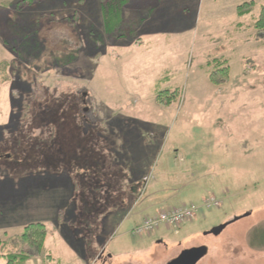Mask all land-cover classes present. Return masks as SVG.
<instances>
[{"label":"rangeland","instance_id":"1","mask_svg":"<svg viewBox=\"0 0 264 264\" xmlns=\"http://www.w3.org/2000/svg\"><path fill=\"white\" fill-rule=\"evenodd\" d=\"M247 2L256 9L239 19ZM145 6L155 12L138 33L111 43L101 0H0V63L26 41L79 51L73 65L0 85V126L30 136L0 130V241L42 222L45 250L28 264H168L202 246L199 264H264V36L250 27L264 0H130ZM214 59L231 66L220 87ZM166 77L162 89L182 91L170 107L157 101ZM33 138L49 151L22 161ZM133 169L147 173L137 186L152 185V206L130 194ZM209 196L222 206L206 209ZM188 204L204 209L195 220L133 235L162 206Z\"/></svg>","mask_w":264,"mask_h":264},{"label":"trees","instance_id":"2","mask_svg":"<svg viewBox=\"0 0 264 264\" xmlns=\"http://www.w3.org/2000/svg\"><path fill=\"white\" fill-rule=\"evenodd\" d=\"M25 1L32 2L34 0ZM101 1L104 32L106 38L111 43H114L118 40L133 38L135 34L138 33L143 24L147 20H149L155 12V8L153 6H145L140 9L132 8L130 7V0ZM255 9V2H247L238 7L237 15L239 19H242L245 16L251 15L255 11ZM72 20L73 19H71V21L69 22L71 23ZM240 26L243 27L242 23L237 24V27ZM250 27L253 28L258 34L264 36V6L261 7L258 17L255 18L253 24ZM39 42L40 41L35 42L37 44L36 46H29L27 45L29 44V41H26V43L21 48H12L16 53V58L12 61H3L0 63V85L7 83L25 84L27 83L25 76L32 75L34 71L38 72L39 74H44L45 72L53 69L65 68L73 65L79 59L78 49L54 51L46 47L39 46ZM207 66L208 68H212V70L208 72V76L210 82L213 85L220 87L228 83L231 76V66L227 63L226 60L214 59L209 62ZM169 80V77L163 78L159 82V90H157V101L159 102V104L165 105L167 107L177 104L182 98L181 88H161L160 84L165 83ZM20 127L21 123L16 121V123L13 124L0 126V130H8V133L6 134H9L12 137L14 133H19V138H24L25 140L21 139L24 142L26 141V139L30 140V136H23L24 134L22 133V128L19 132L13 130ZM55 127L56 123H54V128ZM53 138L55 139V136ZM33 139L35 140L36 145H34L32 147V150L30 151L28 150L27 146H25L26 152L24 153L26 155L23 156L24 160L22 161L29 160L27 159V154L29 152L31 155V153L34 152L47 153L49 151L45 150V148L43 147L45 142L44 140L42 141L38 138ZM38 146L39 148H37ZM52 148L54 149V151H56L59 146L57 144H54ZM42 153L41 156H43ZM37 164L39 168H42V173H39V175L45 176V174H52L50 173V169L46 168L47 166L45 167L43 160H38ZM34 176H38V174H31L29 176H26L25 179L22 178V182H24L25 180L28 181L29 178ZM144 187L145 186H142L141 183L138 189L140 188V190H145L146 204L152 206L156 200V196L154 195V193H152L154 188L152 187V185H148L145 188ZM170 209V207L164 205L160 210L167 211ZM48 236L49 230L45 223H30L24 227L21 234L9 237L5 241H0V258L4 257L7 260V264H28L32 256L42 254L44 252Z\"/></svg>","mask_w":264,"mask_h":264},{"label":"built area","instance_id":"3","mask_svg":"<svg viewBox=\"0 0 264 264\" xmlns=\"http://www.w3.org/2000/svg\"><path fill=\"white\" fill-rule=\"evenodd\" d=\"M206 209L213 207H221L222 202L217 200L215 196H209L205 200ZM203 207L195 204L185 205L179 209H171L168 211L159 212L158 215L146 219L142 224L137 225L132 233L135 236L149 235L162 225L167 227H180L197 218V215L202 212Z\"/></svg>","mask_w":264,"mask_h":264},{"label":"water","instance_id":"4","mask_svg":"<svg viewBox=\"0 0 264 264\" xmlns=\"http://www.w3.org/2000/svg\"><path fill=\"white\" fill-rule=\"evenodd\" d=\"M249 215L250 214H247L246 217ZM235 221H238V219ZM227 227L228 225L216 227L211 231V234L214 236H219ZM208 252V248L205 246L185 250L178 258L174 259L168 264H199V262L208 255Z\"/></svg>","mask_w":264,"mask_h":264},{"label":"crops","instance_id":"5","mask_svg":"<svg viewBox=\"0 0 264 264\" xmlns=\"http://www.w3.org/2000/svg\"><path fill=\"white\" fill-rule=\"evenodd\" d=\"M136 144H137V145H142V146L148 147V145H144L143 143H139L138 141H137ZM136 144H135V145H136ZM137 145H136V146H137ZM139 151H140V150H139ZM140 152H142V151H140ZM121 157H122V156H121ZM129 157H130V156L127 157L128 161H129ZM122 158H123V157H122ZM122 158H121V161L123 160ZM145 169H146V168H145ZM146 170H147V169H146ZM135 171H136V170H135ZM135 171H134V169H133V171H132L131 174H132V175H137L138 179L135 180L136 183H135L134 180H132L133 182H132V181L130 182V189H131V190H130V192H131L130 194H134V193H139V194H140V193H142L143 191H145L144 189H141V190H140V188L138 189L137 183L139 182V177H142L143 175H145V174H147V173H144V172H143L142 174H140V171L137 169L136 172H138V173L135 174ZM125 172H126V173H125V175H126L128 172H127V170H125ZM141 172H142V171H141ZM133 177H134V176H133ZM134 178H135V177H134ZM134 178H133V179H134ZM127 181H128V180H126L125 183H126ZM132 183H133V184H132ZM134 183H135V184H134ZM135 204H136V203H135ZM135 204H133V206L130 207V210H129V212H128L127 214L131 213L134 209L138 208V206L140 205V204H138V205H135ZM157 212H158V210H157ZM155 215H156V214H155ZM153 216H154V215H153ZM137 220H138V219H137ZM138 221H139V220H138ZM141 222H142V221H139V223H141ZM139 223H137V224H139ZM137 224H135V225H137Z\"/></svg>","mask_w":264,"mask_h":264},{"label":"flooded vegetation","instance_id":"6","mask_svg":"<svg viewBox=\"0 0 264 264\" xmlns=\"http://www.w3.org/2000/svg\"><path fill=\"white\" fill-rule=\"evenodd\" d=\"M192 249H193V248H192ZM185 250H187V249H185ZM185 250H183L182 253H183ZM182 253H181V254H182ZM181 254H180V255H181ZM180 255H179V256H180ZM179 256H178V257H179ZM178 257H177V258H178ZM172 261H173V260H172Z\"/></svg>","mask_w":264,"mask_h":264}]
</instances>
